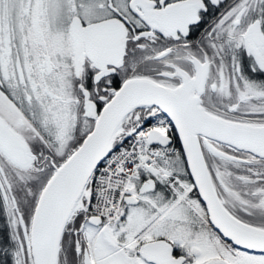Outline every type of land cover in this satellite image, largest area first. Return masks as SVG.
<instances>
[{
	"label": "snow or ice",
	"instance_id": "6c2138e0",
	"mask_svg": "<svg viewBox=\"0 0 264 264\" xmlns=\"http://www.w3.org/2000/svg\"><path fill=\"white\" fill-rule=\"evenodd\" d=\"M0 264H264V0H0Z\"/></svg>",
	"mask_w": 264,
	"mask_h": 264
}]
</instances>
